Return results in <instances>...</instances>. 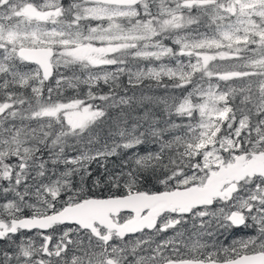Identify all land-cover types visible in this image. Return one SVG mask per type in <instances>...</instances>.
Listing matches in <instances>:
<instances>
[{
  "label": "snow or ice",
  "instance_id": "1",
  "mask_svg": "<svg viewBox=\"0 0 264 264\" xmlns=\"http://www.w3.org/2000/svg\"><path fill=\"white\" fill-rule=\"evenodd\" d=\"M0 264H264V0H0Z\"/></svg>",
  "mask_w": 264,
  "mask_h": 264
},
{
  "label": "rangeland",
  "instance_id": "2",
  "mask_svg": "<svg viewBox=\"0 0 264 264\" xmlns=\"http://www.w3.org/2000/svg\"><path fill=\"white\" fill-rule=\"evenodd\" d=\"M240 235L242 236V235H244V233L243 234L241 233Z\"/></svg>",
  "mask_w": 264,
  "mask_h": 264
},
{
  "label": "trees",
  "instance_id": "3",
  "mask_svg": "<svg viewBox=\"0 0 264 264\" xmlns=\"http://www.w3.org/2000/svg\"><path fill=\"white\" fill-rule=\"evenodd\" d=\"M240 234H241V233H240ZM240 234H239V235H240ZM242 234H243V233H242Z\"/></svg>",
  "mask_w": 264,
  "mask_h": 264
}]
</instances>
